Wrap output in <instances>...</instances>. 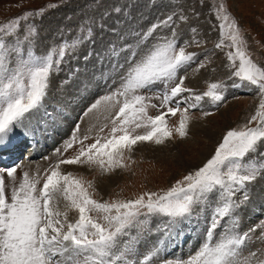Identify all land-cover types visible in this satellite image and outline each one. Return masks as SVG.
<instances>
[{"label": "snow or ice", "instance_id": "obj_1", "mask_svg": "<svg viewBox=\"0 0 264 264\" xmlns=\"http://www.w3.org/2000/svg\"><path fill=\"white\" fill-rule=\"evenodd\" d=\"M211 3L220 29L215 48L227 49L225 68L231 87L259 97L255 114L228 130L203 166L167 190L144 191L134 199H95L89 190L93 183L63 171L61 165L98 169L102 175L127 169L125 153L138 144L183 140L189 136L190 110L209 116L211 112L203 111L205 102L216 108L226 102V81L209 82L203 92L185 85L193 65L199 71L211 61L207 52L201 60L200 53L187 50L200 46L196 28L190 30L191 41L181 42L176 12L146 31H132V43L109 46L105 56L110 68L102 74L109 91L83 113L87 116L103 106L104 122L90 125L83 133L77 123L68 140L54 150L57 162L43 177L24 171L17 182L19 164L0 167V264H264V247L248 250L257 240L264 244V223L242 232L239 216L249 199L248 186L264 171V163L250 158L264 143V66L254 61L244 30L226 0ZM46 11L25 12L0 24V156L17 146L20 135L34 137L45 126V118L51 117L48 101L54 78L94 35L91 24L82 25L72 40L62 39L46 53H37V26L28 24L21 36L20 25L29 18H42ZM178 19L187 22L188 17L181 12ZM165 29L170 34H160ZM122 53H127L123 59ZM149 109L158 114L150 115ZM57 111L65 110L58 107ZM177 114L178 123L170 126L168 118ZM206 210L209 215L204 216ZM194 219L204 220L197 250H189L186 257L169 255L182 243L185 225ZM257 229L260 235L254 237ZM152 235L157 240L142 253L141 243Z\"/></svg>", "mask_w": 264, "mask_h": 264}, {"label": "rangeland", "instance_id": "obj_2", "mask_svg": "<svg viewBox=\"0 0 264 264\" xmlns=\"http://www.w3.org/2000/svg\"><path fill=\"white\" fill-rule=\"evenodd\" d=\"M226 2L232 16L244 30V35L249 44V51L254 61L264 66V0H226ZM101 3L108 6L106 8H98ZM158 3L160 6H152ZM49 4H58L59 6L49 9L47 8ZM111 6H113V10L117 8L121 10L124 8V13L121 14L122 12H120V14H117L119 13L117 11V13H115L117 15L110 13L109 10ZM41 8L47 9L42 18H29L28 21H21L20 25L21 36L24 35V31L28 24L34 23L37 26L39 31L35 48L37 53H46L50 46L60 44L62 39L72 40L77 36L82 25L87 27L91 24L94 35L89 42L84 43L80 49L74 53V56L77 58H70L69 62L63 66V71L54 78L52 83L50 102L48 104L51 109H57L59 105V107L62 106V108L72 113L71 115L66 114V122L70 125L69 135L65 136L64 139L63 134L65 130H61V128L56 131V133L60 135L49 134L46 136L41 134L44 138V142L48 143V145L44 146L43 155L40 152L39 155L34 156V161H36L37 164L35 162H30L27 165L30 175H35L39 172L41 177H43L45 171L49 170L50 167L57 162L58 157L54 150L58 147H62L63 143L68 140L77 123H80L81 133H83L90 125H98L104 122L103 106L99 111L91 112L87 116H83L84 112L77 110L83 106V104H76V102L79 101L77 98L80 96V89L84 88L80 85L86 82V79L80 80L78 78V73L81 74V72H83L84 74L86 72L85 69L90 72L89 67L95 63L94 57L92 56L93 53H95L94 55H99L98 51L101 50L105 54L112 44H115L119 48L124 44L133 42L130 36L131 28L127 26L123 29V36L126 37L123 39V42L118 40L108 41L114 36V34H111L107 40L101 42V45H99L100 49L94 52V50H96L95 46L104 37L110 34L111 31H118V27L119 30H121V24L119 23L136 26L140 21L139 31H146L152 25L151 21L154 17L156 19L155 23H158L172 12H176L177 16L174 17V19L176 23L179 24L177 31L180 33L181 41H191L193 34L190 30L194 27L197 29V39L201 41L199 46L201 50L198 53L202 55L205 51L211 53L212 50L213 54L215 53L216 55L214 56L212 54L213 56H209L208 60L211 61V63L206 62L207 66L199 69V71H196V68L192 66L188 70V79L185 81V85L197 91L198 88L201 87L202 90L205 91L208 83L212 82L213 77L223 75L220 79L226 81L229 84V88L226 102H224L222 106L219 108L211 107L203 109V111L211 112V115L204 116L199 109L190 110L192 121L189 125V136L187 138L181 140L179 137H176L173 140L166 141L163 145H157L155 143L138 144L131 153H125L126 163L129 165L127 169H117L113 173L102 175L98 169L89 170L79 165H61L63 171H71L74 175L83 178L85 181H91L93 183V188L89 190L94 192L95 199L101 201L134 199L138 194L144 191L167 190L176 180L181 179L189 171L203 166L207 159L211 158L214 154L216 147L222 141L223 136L228 130L238 128L240 125L247 123L250 116L255 114L259 104V97L254 93H249L243 88H232V81H227L226 79L225 74L228 76L230 75L229 71L225 68V65L228 63L225 56L227 49L221 50L215 48V44L220 39V29L218 27L219 22L215 14L211 11V0H141V4L138 3V0H90L89 4L86 0H67V2H62V0H0V24L19 17L25 12H36ZM150 8L153 9L152 12H148ZM91 9L95 14L94 21H92L94 16L91 15L93 14L91 13ZM100 10L104 14H100ZM181 12L188 17L187 22L179 21L178 16ZM109 18L114 19L113 24L116 25V27L111 26L112 21H109ZM104 20H107L108 23H104ZM214 25L216 26L215 28H213ZM102 27H111V31ZM160 34L168 35L170 34V30L165 29V31ZM116 37L121 40L120 35ZM196 47L195 45H191L187 50L191 51L192 48L197 50ZM126 55L127 53H122L121 59ZM85 57H87L86 60ZM83 63H86L85 66H83ZM105 67H108V64H106ZM91 68V81H94L93 83L91 82V86L85 87L86 92L84 94L86 96L90 94L89 96H91L90 91H92L94 92V97L97 95V92L100 94L103 92V90L95 88L97 87L95 77H98V73L102 71V67L95 64ZM76 69H80L79 72H74ZM213 69H215V71H213ZM69 74H72L70 80H68ZM66 80H68V82L63 83ZM73 83L79 87L78 89L69 91ZM115 86L116 85H113V87ZM106 90L109 91L108 87H106ZM80 102H82V100ZM50 103H52L55 108H53ZM152 103L159 105V101L157 100H152ZM87 106L88 104L83 107V110L87 109ZM196 111L198 113H194ZM149 114L157 115L158 112L156 109H149ZM55 116L59 119L64 118L62 114ZM82 116L83 120H81ZM178 119V115L170 117L171 123L176 120L177 124ZM48 122L49 121L46 123ZM253 126L255 125L253 124ZM65 129L67 130L66 126ZM71 154L70 151L66 155ZM262 154V147L259 146L256 153L250 154V158L255 159L258 163H264L262 160L264 155ZM129 156L131 157L130 160L128 159ZM38 157L43 158L44 161L39 162L37 159ZM132 161H135V163ZM23 172L24 169L20 172L17 171V182H19ZM261 173L262 178L258 181L264 180V171ZM6 183H8L7 178ZM41 183H43V180H41ZM249 186L257 189L256 184H250ZM74 215L75 213H70V217ZM153 222L156 224V221ZM200 232L201 230L199 228V234ZM254 244L255 243H252V245Z\"/></svg>", "mask_w": 264, "mask_h": 264}, {"label": "bare ground", "instance_id": "obj_3", "mask_svg": "<svg viewBox=\"0 0 264 264\" xmlns=\"http://www.w3.org/2000/svg\"><path fill=\"white\" fill-rule=\"evenodd\" d=\"M85 71L89 73V70L85 69ZM81 74L84 75L83 72H81ZM90 92H91V91H90ZM89 95H90V94H88L87 96H89ZM60 108H61V107H60ZM58 116H59V115H58ZM58 119H59V118H58ZM48 123H49V122H48ZM64 128H65V127H64ZM42 137H43V136H42ZM51 138H52V137H51ZM51 138H50V139H51ZM52 139H54V138H52ZM35 153H36V152H33V153H32V156H29V159L34 158V156H35L34 154H35Z\"/></svg>", "mask_w": 264, "mask_h": 264}]
</instances>
